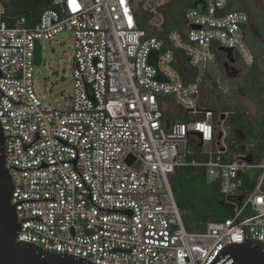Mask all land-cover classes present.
<instances>
[{
  "label": "built area",
  "instance_id": "obj_1",
  "mask_svg": "<svg viewBox=\"0 0 264 264\" xmlns=\"http://www.w3.org/2000/svg\"><path fill=\"white\" fill-rule=\"evenodd\" d=\"M9 1L0 0V124L17 242L86 264H234L223 254L229 246L264 244V162H226L227 148L215 150V113L201 102L209 86L195 76L210 80L222 47L254 66L247 11L199 0L182 30L167 31L166 0H53L33 22L9 16ZM63 33L75 39V88L58 109L41 100L33 79L37 42ZM257 33L264 160V22ZM169 99L200 119L169 121ZM191 140L208 157L206 184L218 183L234 206L202 232L186 229L171 184L188 165Z\"/></svg>",
  "mask_w": 264,
  "mask_h": 264
},
{
  "label": "rangeland",
  "instance_id": "obj_2",
  "mask_svg": "<svg viewBox=\"0 0 264 264\" xmlns=\"http://www.w3.org/2000/svg\"><path fill=\"white\" fill-rule=\"evenodd\" d=\"M188 1L197 2L198 0H166V3H173L171 5L173 17L177 22H179L178 27L182 29L185 24L184 13H182V8L186 6L185 4ZM233 8L243 9L247 11L251 17L253 18V29L252 32L249 33L250 41L254 42L257 34L258 37V29L260 33L263 32V4L262 0H252L249 3V6L245 4H237L232 1ZM166 9H169V6H166ZM174 24L175 21L171 19V22ZM255 24V26H254ZM258 28V29H257ZM260 40V39H259ZM258 44V42H256ZM42 46V63L41 65H36L34 68V88L38 95H40L41 100L46 103H50L53 107L58 109H67L69 106V99L72 97L74 88H75V80H74V69H73V59L75 56V39L73 36L67 33H63L58 35L52 41H41ZM261 43L258 46L259 52L261 51V55L259 56L260 67L262 65V46L260 49ZM237 57V56H236ZM235 57V58H236ZM239 61V60H238ZM226 62V55L223 52H219L218 60L215 66H213L208 74L211 76L213 82L217 84L215 86L216 91H211L209 87L206 88L207 96L205 99H202L203 109L208 108L213 111L218 112L216 117L215 114V124L218 129V137L220 133H223V138L220 141V145L224 148H234L236 152H241L240 146L247 142L248 137L245 132L240 127L232 126L230 123L231 112H224L225 107H231L234 112H236V108L240 109L239 111L242 113H246L244 116L245 121H252L254 127L257 126V122L254 118L258 117V107L256 102L252 97L249 96V90L241 91V87L245 86V82L249 80L250 86L254 85V77L256 73H252L251 71L246 72V77L243 80H233L227 79L223 75L224 63ZM262 68V67H261ZM198 79H200L204 84L206 83L208 86L210 85V80L207 78V74H204L202 71L198 72L196 75ZM261 82H259L263 89V79H262V69H261ZM253 83V85H252ZM247 87V85L245 86ZM248 88V87H247ZM243 92V93H242ZM247 92V94H244ZM172 106L175 105V102L172 99H169ZM176 106V105H175ZM263 111V107H262ZM226 115V119L222 120V116ZM172 116V115H170ZM263 119V117H262ZM228 120V121H225ZM236 131H241V137H245V141H241L236 135ZM219 142V140H218ZM189 147L193 151H199L197 148L189 144ZM250 149V146H248ZM218 144L215 147L217 151ZM248 149V151H249ZM258 158V156H256ZM264 160L260 157L257 164L263 163ZM262 173L260 169L254 171V175L258 176ZM251 183V181L249 182ZM255 187L254 182L249 186L250 191Z\"/></svg>",
  "mask_w": 264,
  "mask_h": 264
},
{
  "label": "trees",
  "instance_id": "obj_3",
  "mask_svg": "<svg viewBox=\"0 0 264 264\" xmlns=\"http://www.w3.org/2000/svg\"><path fill=\"white\" fill-rule=\"evenodd\" d=\"M52 1L53 0H11L7 6L8 15L12 18L26 17L29 21L33 22L39 18L43 11L52 8ZM172 4L173 3L171 2L166 4V6H169V9L167 10L169 21L166 25V30H181L179 29L180 27H178L179 22H177L171 14L173 13L171 9ZM185 5L186 6L182 8V13H184L187 8L193 7L195 2L192 3V1H188ZM238 10L243 9L240 8ZM171 19L175 21L174 24L173 22L170 23ZM255 39L257 40H254V42L250 41V46L255 53L256 63L253 67L249 68V71L256 73V76L254 77L256 80H254V85L252 83V88L249 80L245 82V86L247 85L248 88L244 87L246 90H249V96L252 97L257 104L259 114L258 117L254 118L257 122V126L254 127L252 121H245L244 116L246 113L240 112V109L236 108V112H234L231 107H225L224 112L232 113L229 119L233 128L240 127L248 137L247 142L240 146L241 152H236L234 148H227V154L224 157L226 162L240 159L243 155H251L254 163L259 161L260 157L263 158L262 83L261 86L258 87V85H260L259 82H261V67L259 61L261 51L259 52L258 50L260 40L258 37ZM256 42H258V44ZM214 113L216 114V117H218V112L214 111ZM181 119L185 122H193L200 118L196 117L192 119L181 117ZM222 138H219L217 135L216 143L220 144ZM189 144H192V146L199 151L191 150ZM189 144L187 147L188 153L186 155V162L188 165L176 169L175 173L171 176V184L178 207L183 215L186 229L191 232H202L205 230L209 222L222 221L230 218L233 215L234 206L227 197L221 194L220 185L218 183L213 185L206 184V169L202 164L206 163L208 157L203 152L202 147L196 144L193 140H191ZM248 146H250V149ZM256 156H258V158ZM193 163L196 165H193ZM244 178L246 186H249L250 178L248 176H245Z\"/></svg>",
  "mask_w": 264,
  "mask_h": 264
},
{
  "label": "water",
  "instance_id": "obj_4",
  "mask_svg": "<svg viewBox=\"0 0 264 264\" xmlns=\"http://www.w3.org/2000/svg\"><path fill=\"white\" fill-rule=\"evenodd\" d=\"M195 6L198 7L199 4ZM254 36L257 37V34ZM219 51L226 55L228 65L236 63L233 49L222 47ZM158 55L159 53L155 52L151 57V63L154 66L157 65ZM35 60L36 65H41L42 46L39 42H37ZM221 119H226V115H223ZM235 133L241 141H245L246 138L240 136L241 131ZM222 137L223 133H220L219 138ZM4 145L5 138L0 124V264H86L70 256L48 253L34 245L17 242L20 223L16 208L12 204L13 182L10 171L6 167ZM242 158L248 163L254 162L251 155ZM223 254H229L234 264H264V244L262 243L234 244L229 246Z\"/></svg>",
  "mask_w": 264,
  "mask_h": 264
},
{
  "label": "flooded vegetation",
  "instance_id": "obj_5",
  "mask_svg": "<svg viewBox=\"0 0 264 264\" xmlns=\"http://www.w3.org/2000/svg\"><path fill=\"white\" fill-rule=\"evenodd\" d=\"M236 2L237 4H245L246 6H249V3H251L252 0H231ZM248 71V69L240 62L238 61V59L236 58V63L234 65L231 64H227V62L224 63V69H223V75L227 78V79H233V80H243V78L246 77V72ZM248 73V72H247ZM210 85L209 88L212 91H216L217 89H215V86H217V84L215 82H213V80L211 79L210 76ZM241 91H246L245 87H241L240 88ZM205 95L207 96V90L204 89ZM243 93V92H242ZM244 94H247V92H245Z\"/></svg>",
  "mask_w": 264,
  "mask_h": 264
},
{
  "label": "crops",
  "instance_id": "obj_6",
  "mask_svg": "<svg viewBox=\"0 0 264 264\" xmlns=\"http://www.w3.org/2000/svg\"><path fill=\"white\" fill-rule=\"evenodd\" d=\"M195 4L201 5V2L198 0L197 2H195ZM164 111H165L166 119H168L169 121L170 120H172V121H183L181 119V117H188V118H192V119L196 118V117L191 116L188 113L182 114L181 112L178 111V109H177V107L175 105L172 106V104L170 103L169 100H168V106L164 108ZM170 115H172V116H170Z\"/></svg>",
  "mask_w": 264,
  "mask_h": 264
}]
</instances>
